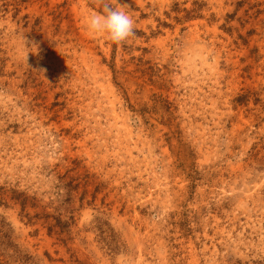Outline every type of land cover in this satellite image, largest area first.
Masks as SVG:
<instances>
[{
    "label": "rangeland",
    "instance_id": "obj_1",
    "mask_svg": "<svg viewBox=\"0 0 264 264\" xmlns=\"http://www.w3.org/2000/svg\"><path fill=\"white\" fill-rule=\"evenodd\" d=\"M123 2L0 0V264H264V0Z\"/></svg>",
    "mask_w": 264,
    "mask_h": 264
},
{
    "label": "clouds",
    "instance_id": "obj_2",
    "mask_svg": "<svg viewBox=\"0 0 264 264\" xmlns=\"http://www.w3.org/2000/svg\"><path fill=\"white\" fill-rule=\"evenodd\" d=\"M97 3L102 10L88 16L86 26L89 31L102 34L117 45L125 44L135 37V20L128 11L129 5L123 0H115L116 6L113 5V0H97Z\"/></svg>",
    "mask_w": 264,
    "mask_h": 264
}]
</instances>
